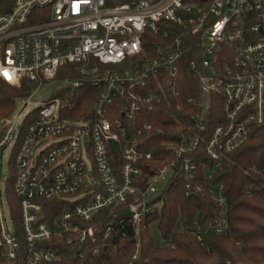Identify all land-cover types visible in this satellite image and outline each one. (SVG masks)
I'll list each match as a JSON object with an SVG mask.
<instances>
[{
	"label": "built area",
	"instance_id": "built-area-1",
	"mask_svg": "<svg viewBox=\"0 0 264 264\" xmlns=\"http://www.w3.org/2000/svg\"><path fill=\"white\" fill-rule=\"evenodd\" d=\"M146 30H161L168 41L154 59L132 61L113 74L107 70L92 117H63V102L53 97L24 115L27 103L15 119L0 122V166L10 163V177L0 187V264H70L62 254L78 264H109L85 258L99 254L101 237L125 238L131 229L138 259L145 221L161 208L173 179L195 178L200 148L219 164L264 126V0H13L0 13V81L17 88L28 83L32 95L55 80L61 67L91 59L118 65L146 56ZM190 37L202 56L201 114L170 131L167 147L174 157L155 169L141 131L128 134L106 111L123 100L124 117L134 124L145 108L177 96ZM82 84L73 80L67 87L78 92ZM213 95L223 100L225 122L210 131ZM9 184L18 199V222ZM216 202L226 207L221 195ZM225 213L219 225L194 224L188 233L201 241L209 230L223 232Z\"/></svg>",
	"mask_w": 264,
	"mask_h": 264
},
{
	"label": "trees",
	"instance_id": "trees-1",
	"mask_svg": "<svg viewBox=\"0 0 264 264\" xmlns=\"http://www.w3.org/2000/svg\"><path fill=\"white\" fill-rule=\"evenodd\" d=\"M12 2L0 0V13L10 9ZM159 26L170 25L159 23ZM167 41L161 30H146L143 36L146 56L139 55L118 65L100 64L91 59L85 63L61 67L56 80L83 82L78 92L71 91L67 86L56 92L54 97H59L64 105L63 117L73 120L92 117L95 103L106 87L103 81L105 72L110 70L113 74L128 68L132 61L154 59L158 56L159 48ZM183 54L184 60L177 78V96L168 95L167 99L154 103L150 111L145 108L134 124L124 117L123 100H114L106 111V117L113 123L119 120L127 126L128 134L141 131L143 149L153 154L152 166L155 169L174 157L167 147V143L172 140L170 131L177 126L192 123L202 110V56L197 39L190 37L185 40ZM93 68L98 71L92 72ZM32 87L23 83L17 88L0 81V122L14 113L18 100L29 96L27 91ZM224 122L223 100L213 95L207 114V126L212 131ZM145 125L152 127L147 130ZM194 162L195 178L192 181L185 176L173 179L163 194L161 208L153 210L145 221L141 229L138 259H133L137 248L131 229L125 238L111 236L105 240L101 237L99 254L93 256L88 253L85 262L93 257L97 260H110L109 264H264V126L255 128L249 140L226 155L219 164L206 155L203 147ZM215 191L225 198V208L217 204ZM7 197L15 208L18 222V199L10 184ZM223 209L227 220V228L223 232L209 230L201 241L188 233L194 224L203 228L208 223L219 225ZM154 226L161 232V241H156L152 236ZM114 251L115 256L112 257ZM62 255L66 262L78 264L73 257Z\"/></svg>",
	"mask_w": 264,
	"mask_h": 264
},
{
	"label": "rangeland",
	"instance_id": "rangeland-1",
	"mask_svg": "<svg viewBox=\"0 0 264 264\" xmlns=\"http://www.w3.org/2000/svg\"><path fill=\"white\" fill-rule=\"evenodd\" d=\"M68 86L67 81L62 80H52L48 83H46L44 86L40 87L38 91L32 95H29L25 98L19 99L14 113L9 117L10 119H15L19 114L23 111L24 106L28 103V107L24 111V115L28 114L29 112L35 110L40 104L45 103L48 99L53 98L56 95V92L65 87ZM3 128L0 127V136H2ZM10 177V163L7 160H4L3 163L0 166V187H5L6 181ZM167 180L162 182V185L164 186L166 184ZM216 196H218L217 191H215ZM155 196H152L150 200H153ZM180 227V225H178ZM152 236L156 241L162 240L161 232L158 230L157 226H154L152 228Z\"/></svg>",
	"mask_w": 264,
	"mask_h": 264
},
{
	"label": "water",
	"instance_id": "water-1",
	"mask_svg": "<svg viewBox=\"0 0 264 264\" xmlns=\"http://www.w3.org/2000/svg\"><path fill=\"white\" fill-rule=\"evenodd\" d=\"M110 146H111V148H112V151L115 153L116 152V146H117V143H116V141L115 140H110Z\"/></svg>",
	"mask_w": 264,
	"mask_h": 264
}]
</instances>
